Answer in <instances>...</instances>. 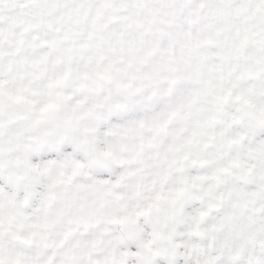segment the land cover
Here are the masks:
<instances>
[{
	"label": "snow or ice",
	"instance_id": "obj_1",
	"mask_svg": "<svg viewBox=\"0 0 264 264\" xmlns=\"http://www.w3.org/2000/svg\"><path fill=\"white\" fill-rule=\"evenodd\" d=\"M0 264H264V0H0Z\"/></svg>",
	"mask_w": 264,
	"mask_h": 264
}]
</instances>
